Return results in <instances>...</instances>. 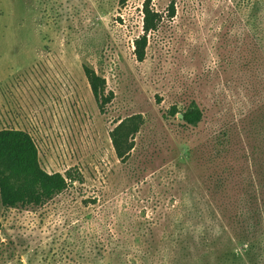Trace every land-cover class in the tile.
Returning <instances> with one entry per match:
<instances>
[{
	"label": "rangeland",
	"instance_id": "rangeland-1",
	"mask_svg": "<svg viewBox=\"0 0 264 264\" xmlns=\"http://www.w3.org/2000/svg\"><path fill=\"white\" fill-rule=\"evenodd\" d=\"M146 3L163 21L139 62ZM12 129L73 181L41 207L0 200V264H264V0H0Z\"/></svg>",
	"mask_w": 264,
	"mask_h": 264
},
{
	"label": "trees",
	"instance_id": "trees-1",
	"mask_svg": "<svg viewBox=\"0 0 264 264\" xmlns=\"http://www.w3.org/2000/svg\"><path fill=\"white\" fill-rule=\"evenodd\" d=\"M175 15V7L171 5L170 17L174 18ZM162 19L159 13L151 9L149 3L144 5V35L135 41V55L139 62L145 59L148 35L158 29ZM83 70L94 99L103 111L111 102V96L105 95L106 81L87 66H84ZM171 114L175 117L180 113L174 109ZM180 115L181 120L193 128L199 126L204 116L196 103H191ZM138 131L136 126L132 134L135 135ZM111 139L117 157L124 161L133 149V145L128 143L121 126L112 133ZM72 181L70 173L49 174L41 168L38 148L30 134L13 129L0 131V200L3 208L41 207L65 192ZM245 238L238 239V242ZM217 241L216 238L214 244ZM248 246V248L253 247L252 244Z\"/></svg>",
	"mask_w": 264,
	"mask_h": 264
},
{
	"label": "water",
	"instance_id": "water-1",
	"mask_svg": "<svg viewBox=\"0 0 264 264\" xmlns=\"http://www.w3.org/2000/svg\"><path fill=\"white\" fill-rule=\"evenodd\" d=\"M181 117V119H182V116H180Z\"/></svg>",
	"mask_w": 264,
	"mask_h": 264
}]
</instances>
